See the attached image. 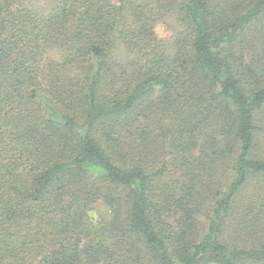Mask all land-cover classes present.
<instances>
[{"label": "trees", "instance_id": "1", "mask_svg": "<svg viewBox=\"0 0 264 264\" xmlns=\"http://www.w3.org/2000/svg\"><path fill=\"white\" fill-rule=\"evenodd\" d=\"M0 264H264V0H0Z\"/></svg>", "mask_w": 264, "mask_h": 264}, {"label": "rangeland", "instance_id": "2", "mask_svg": "<svg viewBox=\"0 0 264 264\" xmlns=\"http://www.w3.org/2000/svg\"><path fill=\"white\" fill-rule=\"evenodd\" d=\"M40 4H47V0H38ZM176 27L173 22H159L156 25V32L160 38L168 39L174 33V28ZM111 214V210L104 203H99L95 208L90 212L91 220L94 223L101 221L102 219L107 218Z\"/></svg>", "mask_w": 264, "mask_h": 264}]
</instances>
